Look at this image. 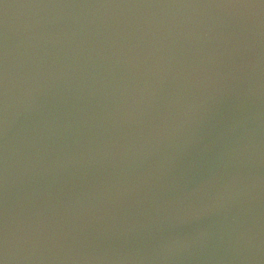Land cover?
Returning a JSON list of instances; mask_svg holds the SVG:
<instances>
[{"label": "water", "instance_id": "water-1", "mask_svg": "<svg viewBox=\"0 0 264 264\" xmlns=\"http://www.w3.org/2000/svg\"><path fill=\"white\" fill-rule=\"evenodd\" d=\"M0 264H264V0H0Z\"/></svg>", "mask_w": 264, "mask_h": 264}]
</instances>
